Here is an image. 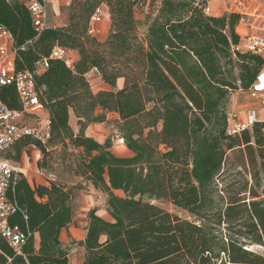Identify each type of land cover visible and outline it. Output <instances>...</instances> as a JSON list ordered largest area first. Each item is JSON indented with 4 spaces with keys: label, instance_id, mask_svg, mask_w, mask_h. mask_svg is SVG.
Returning <instances> with one entry per match:
<instances>
[{
    "label": "trees",
    "instance_id": "obj_1",
    "mask_svg": "<svg viewBox=\"0 0 264 264\" xmlns=\"http://www.w3.org/2000/svg\"><path fill=\"white\" fill-rule=\"evenodd\" d=\"M210 1L71 0L65 26L37 33L22 0H0L14 69L33 73L50 134L44 144L23 136L7 157L20 163L34 147L36 167L46 171L58 156L75 178L108 196V220L88 211L77 243L82 264H264V254L254 250L264 248V122L227 133L229 96L249 91L264 60L234 50L241 16H210ZM103 5L110 28L99 41L90 19ZM138 7L143 21L135 16ZM55 48L75 51L78 59L67 65L50 58ZM42 58L48 66L35 73ZM91 71L108 89L92 91ZM0 102L21 108L13 85L0 86ZM70 109L78 133L69 125ZM108 114L129 156L115 155L108 139L84 134L87 125L109 122ZM80 186L47 179L31 187L15 175L6 191L13 208L8 224L24 240L16 252L0 237V264H69L70 249L59 237L72 222Z\"/></svg>",
    "mask_w": 264,
    "mask_h": 264
},
{
    "label": "built area",
    "instance_id": "obj_2",
    "mask_svg": "<svg viewBox=\"0 0 264 264\" xmlns=\"http://www.w3.org/2000/svg\"><path fill=\"white\" fill-rule=\"evenodd\" d=\"M22 1L31 15L35 31L37 33L41 32L45 28L44 20L47 14L45 1ZM231 12L241 16L240 22L245 17L250 18L248 23L249 32L240 38V42L234 47V50L250 52L261 56L264 60V18L247 15L242 8ZM102 13L103 6L96 10L90 19V24L99 22L102 18ZM0 40H3L0 42V86L13 85L21 106L20 110H11L0 102V237L5 239L13 250L19 252L24 235L17 227H12L8 224V216L13 208L7 200L6 191L15 175L21 173V168L18 163L11 161L7 154L11 151L13 145L25 135H30L43 144L46 143L50 136L49 121L48 118H44L34 126L23 124L25 116L37 115V112H42L43 108L38 101L33 73L27 70L16 72L14 69V52L11 47V38L9 33L3 28H0ZM67 53L68 51L66 50L55 48L50 58L61 59L67 65H71ZM47 66V59L42 58L35 63L34 72H41ZM248 92L252 99L264 105V66ZM257 111L255 107L251 106L246 112L245 120H240L238 115L228 112L227 133L229 135L237 134L249 129L255 122L260 121Z\"/></svg>",
    "mask_w": 264,
    "mask_h": 264
},
{
    "label": "rangeland",
    "instance_id": "obj_3",
    "mask_svg": "<svg viewBox=\"0 0 264 264\" xmlns=\"http://www.w3.org/2000/svg\"><path fill=\"white\" fill-rule=\"evenodd\" d=\"M144 12H142L140 7H138L135 16L139 21H143ZM143 32L144 27L143 25H140L139 33L142 34ZM68 59L70 60V64H72L71 58ZM86 79L93 92L108 89V87L101 81L100 76L95 71L87 73ZM249 106L255 107L258 110V119L264 122V105H261L260 103H258V101L252 99L248 91H243L239 89L231 93V95L229 96L227 105L228 112L231 114L238 115V118L240 120L242 114H246L247 110L250 108ZM107 118L109 122L91 125L87 127L85 131L88 133V135H90L92 138L101 143H103L107 139L110 140L111 151L115 155L129 156L130 153L124 147L123 142L119 138L118 132L112 123V121L114 120V115L108 114ZM42 119H44L42 112H37V115L25 116L23 118V124L27 126H34L38 121ZM37 151L38 150L36 148H28L24 150L20 161L21 167L24 166V170H28L31 168V166H34ZM57 157L58 156H55L56 163L54 164L52 170L40 172L47 178L59 179V181L67 183L68 185L81 183L80 188L75 191V196L72 202L73 213L76 220L75 222L80 225L83 221H85V219L87 218L88 211L91 209H94L97 215L103 217L108 216L106 211V201L108 199V196L103 192L94 189L89 183L82 182L80 179L75 178L71 172H68L63 166L59 165L60 163ZM116 194L122 196L121 192H116ZM154 203L168 210L169 212L178 215L179 217L188 218V215L184 211L174 208L171 204L167 202L154 201ZM78 242L79 241L75 240V242L69 243V249H74L71 254V257L72 259H75V262H79L82 257L81 250L77 245ZM254 250L258 253L264 254V248L256 247L254 248Z\"/></svg>",
    "mask_w": 264,
    "mask_h": 264
},
{
    "label": "crops",
    "instance_id": "obj_4",
    "mask_svg": "<svg viewBox=\"0 0 264 264\" xmlns=\"http://www.w3.org/2000/svg\"><path fill=\"white\" fill-rule=\"evenodd\" d=\"M47 8V14L44 20L45 28H57L62 27L67 24L68 16L66 7L70 4L71 0H44ZM238 8H242L247 15H255L256 17L264 18V0H212L207 5L206 13L210 16H221L225 13H229L233 10H237ZM250 18L245 17L239 23L236 28V32L240 38H242L247 32H249L248 23ZM110 28V19L107 7L103 5V13L102 18L99 22H94L90 24L91 34L99 41H104L107 37L108 31ZM3 40H0V42ZM10 44V43H9ZM68 58H71V62H75L78 59V54L75 51H68ZM120 83V82H119ZM250 107V106H249ZM258 113V111H257ZM43 118H48V115L45 111H42ZM246 114L243 113L241 116L242 120H245ZM77 117L75 116L72 109L69 110V125L74 133L79 132V125L77 124ZM95 125L90 124L87 127ZM86 127V128H87ZM85 128V129H86ZM84 129V134L86 136L91 137ZM97 141V140H96ZM99 142V141H98ZM101 143V142H99ZM40 154L37 151L36 160L34 166H31L30 169L24 170V166L21 167V173L27 179L28 183L31 187L36 185H46L47 178L45 177L36 167V162L39 160ZM116 193V192H115ZM97 215V214H96ZM100 216V215H98ZM106 220L109 219V216L103 217ZM75 216H73L72 222L65 228H63L60 232V241L63 246L70 248L69 243L76 241H82L86 234V227L88 224V219L86 218L80 225L75 222ZM77 236V237H76ZM36 246L38 244V237L35 236ZM75 245V243H74ZM81 250V259L79 262H75V259H72L71 254L73 252L72 249L69 250V264H82L84 258V248L79 247Z\"/></svg>",
    "mask_w": 264,
    "mask_h": 264
}]
</instances>
